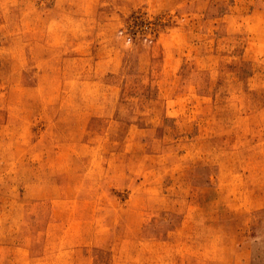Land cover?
Wrapping results in <instances>:
<instances>
[{
  "label": "rangeland",
  "instance_id": "rangeland-1",
  "mask_svg": "<svg viewBox=\"0 0 264 264\" xmlns=\"http://www.w3.org/2000/svg\"><path fill=\"white\" fill-rule=\"evenodd\" d=\"M0 264H264V0H0Z\"/></svg>",
  "mask_w": 264,
  "mask_h": 264
}]
</instances>
